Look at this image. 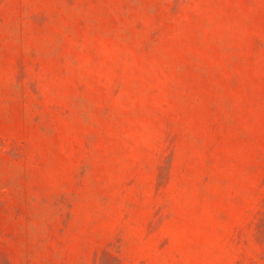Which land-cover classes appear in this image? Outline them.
<instances>
[{
	"label": "rangeland",
	"instance_id": "obj_1",
	"mask_svg": "<svg viewBox=\"0 0 264 264\" xmlns=\"http://www.w3.org/2000/svg\"><path fill=\"white\" fill-rule=\"evenodd\" d=\"M0 264H264V0H0Z\"/></svg>",
	"mask_w": 264,
	"mask_h": 264
}]
</instances>
